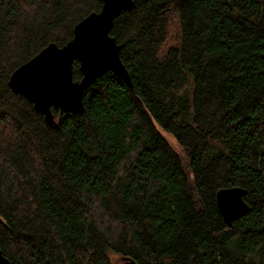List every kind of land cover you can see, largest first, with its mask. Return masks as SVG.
I'll return each instance as SVG.
<instances>
[{"label":"trees","instance_id":"1","mask_svg":"<svg viewBox=\"0 0 264 264\" xmlns=\"http://www.w3.org/2000/svg\"><path fill=\"white\" fill-rule=\"evenodd\" d=\"M101 9L0 0V249L11 264H264V0H135L110 33L132 85L107 72L50 125L10 77ZM228 187L250 206L232 228Z\"/></svg>","mask_w":264,"mask_h":264},{"label":"water","instance_id":"2","mask_svg":"<svg viewBox=\"0 0 264 264\" xmlns=\"http://www.w3.org/2000/svg\"><path fill=\"white\" fill-rule=\"evenodd\" d=\"M102 9L81 20L73 38L64 46L50 44L11 75L12 90L24 96L35 110L55 125L53 109L78 114L84 112V97L90 86L107 72H113L130 86L129 72L121 60V50L110 33L123 12L135 8V0H100ZM78 62L82 79L74 81L73 66ZM242 187L222 188L217 192V206L230 228L245 217L250 206ZM0 264H11L0 249ZM121 264H138L125 258Z\"/></svg>","mask_w":264,"mask_h":264},{"label":"rangeland","instance_id":"3","mask_svg":"<svg viewBox=\"0 0 264 264\" xmlns=\"http://www.w3.org/2000/svg\"><path fill=\"white\" fill-rule=\"evenodd\" d=\"M177 41V33L173 32L169 36V43H175ZM164 137L168 140V142L174 147L176 150H180L179 145L177 144V141L169 134L163 133ZM112 260L114 264H121V258L117 256H112Z\"/></svg>","mask_w":264,"mask_h":264}]
</instances>
